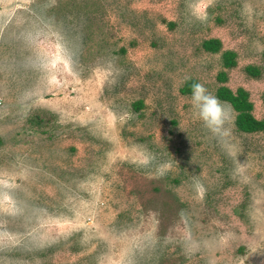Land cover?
Listing matches in <instances>:
<instances>
[{
	"label": "rangeland",
	"instance_id": "1",
	"mask_svg": "<svg viewBox=\"0 0 264 264\" xmlns=\"http://www.w3.org/2000/svg\"><path fill=\"white\" fill-rule=\"evenodd\" d=\"M188 80L264 120V0H0V264H264V129Z\"/></svg>",
	"mask_w": 264,
	"mask_h": 264
},
{
	"label": "trees",
	"instance_id": "2",
	"mask_svg": "<svg viewBox=\"0 0 264 264\" xmlns=\"http://www.w3.org/2000/svg\"><path fill=\"white\" fill-rule=\"evenodd\" d=\"M201 46L205 51L214 53L221 49V41L218 38H208L202 41ZM234 56L235 54L232 51H223L221 55L222 66L224 68L233 66L235 64ZM245 70L248 73L256 72L255 68L250 65L245 67ZM216 79L220 82H224L225 72L220 70L216 75ZM193 83H196V81H186L180 91L190 92ZM216 96L228 102L236 111L234 122L237 130L242 132H256L264 129V120L257 119L251 112L253 104L249 100L248 92L245 89L238 87L233 91L228 86L221 85L216 89ZM141 106V101H135L133 103L135 109H139Z\"/></svg>",
	"mask_w": 264,
	"mask_h": 264
},
{
	"label": "clouds",
	"instance_id": "3",
	"mask_svg": "<svg viewBox=\"0 0 264 264\" xmlns=\"http://www.w3.org/2000/svg\"><path fill=\"white\" fill-rule=\"evenodd\" d=\"M192 107L195 109L194 115L197 116L214 136L221 138L228 137L230 130L225 128L226 112L223 103L214 95L208 93L207 89L200 83L191 85ZM140 165H147L149 157L145 156L138 162ZM164 169L168 165L162 166ZM161 174H163L161 172ZM197 192L203 196L204 188L198 182L195 185Z\"/></svg>",
	"mask_w": 264,
	"mask_h": 264
}]
</instances>
